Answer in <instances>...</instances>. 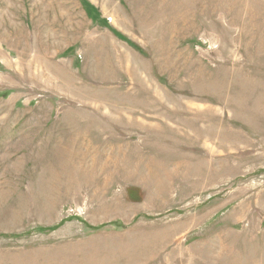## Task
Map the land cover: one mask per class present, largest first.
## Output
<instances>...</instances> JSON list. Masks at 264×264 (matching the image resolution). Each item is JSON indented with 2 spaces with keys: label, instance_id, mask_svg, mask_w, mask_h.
<instances>
[{
  "label": "rangeland",
  "instance_id": "374dc122",
  "mask_svg": "<svg viewBox=\"0 0 264 264\" xmlns=\"http://www.w3.org/2000/svg\"><path fill=\"white\" fill-rule=\"evenodd\" d=\"M0 264H264V0H0Z\"/></svg>",
  "mask_w": 264,
  "mask_h": 264
}]
</instances>
